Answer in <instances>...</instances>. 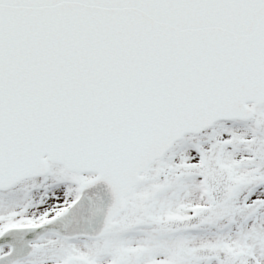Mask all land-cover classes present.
<instances>
[{
  "label": "snow or ice",
  "instance_id": "snow-or-ice-1",
  "mask_svg": "<svg viewBox=\"0 0 264 264\" xmlns=\"http://www.w3.org/2000/svg\"><path fill=\"white\" fill-rule=\"evenodd\" d=\"M0 264H264V0H0Z\"/></svg>",
  "mask_w": 264,
  "mask_h": 264
}]
</instances>
